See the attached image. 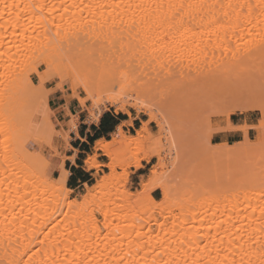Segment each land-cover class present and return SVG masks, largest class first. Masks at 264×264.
<instances>
[{"label":"bare ground","instance_id":"bare-ground-1","mask_svg":"<svg viewBox=\"0 0 264 264\" xmlns=\"http://www.w3.org/2000/svg\"><path fill=\"white\" fill-rule=\"evenodd\" d=\"M170 4L176 6L183 4L184 8L182 10L178 7L169 8ZM189 5L196 7H188ZM93 34L97 35L93 40L95 44L116 47L117 54L114 53L116 56L112 58L110 64H114L116 69L127 67L117 73H134L140 70L137 65L140 64L145 68L152 61L159 66L171 67L168 72L172 73L175 68L184 67V62L190 57L200 59L214 56L217 51L247 39L251 42L256 40L253 41L254 46L250 51L253 59L264 60V0H0V73L5 75L13 73L7 76L9 79L5 80L4 84L0 85V139L4 136L2 138L4 142L0 140V207L6 202L10 207L22 204L24 206L19 205L21 208L27 206L28 210L34 208L33 210L39 215V219L33 222L35 228L27 232L30 241L32 236L41 235L39 236L44 256L41 257V252H38L40 249H37L36 252L40 255L37 264H93L94 262L100 264L105 257H109L110 262L108 263L107 259L103 264H121L123 258L129 260L130 256L135 264H262L264 262V179L255 181L250 174L237 176L233 190L228 194L225 193L226 190L202 183L196 189L199 197L195 201L194 192L191 190L184 189L176 193L171 180H180L182 184L184 177H178L181 174L175 172L178 175L173 174L169 178H164L161 170H165L168 165L161 150L147 149L144 146L146 141L155 138L148 128L150 121L144 122L136 134L124 132L123 126L120 125L112 134V140L97 141L96 150L98 142L110 146L111 156L105 155L103 146L99 150L109 158V162L105 165L112 172L103 176L102 180L92 188L88 186L89 191L81 202L78 199H69L71 189L67 186V180L61 184L60 177L56 182H52L46 175H42L43 165L45 169L48 165L42 163L41 169L37 162H41L42 156H36L37 161L33 152L31 154L27 148L30 140L38 141V137L28 131L29 124L35 122L37 118L32 109L35 107L37 95L31 91L33 81L29 75L31 72L39 73L38 64L51 67L58 63L62 65L66 59L72 61L77 57L86 59L85 56L81 57L84 54L91 57L94 46L91 45L90 39ZM85 38L89 41H85ZM84 42L86 45L90 44L84 48L86 52L82 51L81 47ZM146 46L151 48L149 52H145ZM81 52L83 54L80 55ZM146 54L151 55L147 59L150 60L149 62L144 59ZM236 59L237 57L232 62L235 63ZM64 64L67 66L66 63ZM228 66L226 72L236 68L232 65ZM58 68L56 67L55 70ZM70 69L72 67H68L66 72H63L61 68L58 73L69 76ZM220 72L197 76L193 81L211 89L221 81L223 75H226ZM84 79L97 97V93L103 90L102 84L87 77ZM137 93L131 94L134 106L138 104ZM98 100L97 111L105 101H108L115 105L118 111L129 113L127 107L129 103L123 98L122 93L108 95L105 100L102 98ZM248 108L249 106H242L241 109ZM260 109H262L261 105ZM98 112L102 116L103 112ZM162 117L165 123L164 125L159 123L161 131L167 134L169 141L171 139L178 154L176 162L172 165L184 162L183 152L179 151V141L176 137V122L165 115ZM156 118V115H152L151 120ZM6 135L10 137L7 141H5ZM245 138L246 147L258 145V143H249L248 131L245 132ZM48 141L52 144L53 137ZM134 147L137 151L133 152L130 159L123 160L122 156L125 154L122 151ZM227 152L234 153L235 150L229 148ZM251 152V149L244 151L246 154ZM155 157L158 160L151 169L148 180L142 182L140 192H130L126 190L124 184V189L114 198L110 187L115 180L124 176L118 174L117 169L123 168L124 171L130 167L140 169L143 161L151 162ZM36 167L42 172L40 173ZM104 177L108 179L105 180ZM127 177L128 175L124 177L125 181ZM3 185L9 186V197L6 199L1 192ZM158 189L163 193L161 200L153 196V192ZM27 193H30L32 198ZM6 194L8 195V192ZM22 194L30 198L24 200L25 196L23 197ZM100 195L102 196L99 197ZM117 199L126 203L121 205H127L123 208L128 207L132 212H139L137 215L139 219L126 226L123 225L125 223L122 222L121 217L124 218V214L122 213V216V210L120 214L117 213L119 210L116 211L119 205ZM61 201L64 202L65 210L60 212L61 217H58ZM94 202L96 207L90 209ZM194 204L199 207L196 208ZM192 207H195L196 211ZM200 207L203 209L201 208V213L200 210L198 213ZM175 209L179 210L177 214ZM76 211L85 216L86 223L79 228H76V224L71 226L67 223V229L62 226L63 231L58 230L60 224ZM2 212L3 208H0V213ZM97 212L103 216L102 220L97 218ZM125 216L127 218L129 215L125 214ZM187 216L194 218L192 222L195 221L197 224H188ZM160 217L163 219L160 220ZM102 225L106 229L105 234ZM152 225L157 226L152 229ZM199 228L203 229L201 233ZM116 231L123 235L117 238ZM77 232L82 235H90L89 232H92L96 237L93 247L95 244L105 245L103 241L110 240L111 235L114 238L109 241L110 247L106 244L109 247L106 253L97 254L99 250L95 249L97 252L95 257L92 254L88 255L89 253L84 252V249L79 252L77 251L79 248L74 250L76 246L74 248L72 241ZM133 234L142 236L141 238L146 240L134 244L129 238ZM125 238L129 240H126L127 243H124ZM30 241L23 249L22 255L30 248L29 246L32 247ZM101 241L102 243H99ZM123 244H127V247ZM160 244H166V247L161 248ZM87 249L88 247L85 250ZM161 255L164 256L163 259L160 258L163 257ZM27 257L26 264H31L33 255L28 254ZM14 262L10 263L14 264Z\"/></svg>","mask_w":264,"mask_h":264},{"label":"rangeland","instance_id":"rangeland-1","mask_svg":"<svg viewBox=\"0 0 264 264\" xmlns=\"http://www.w3.org/2000/svg\"><path fill=\"white\" fill-rule=\"evenodd\" d=\"M70 31L73 32L71 29ZM65 33H67V31ZM93 35H91L92 36L91 39L90 37H88L90 41H92L90 42L91 45L94 46V49L91 46L92 49L94 50V51L92 50L93 52H91V57H88L85 54L81 55L83 54L81 52L80 53L81 57L85 56L86 59H83L84 57L81 59L77 57L75 59L79 62H76V60L73 61L69 59L65 60L64 58L63 59L65 60L64 63H66L67 66H64L65 64L63 62L62 65L59 64L58 61L57 63L59 65L54 64L51 67H47L46 64L43 65L38 64V72L43 73L46 71H50L53 73H58L59 71H61L60 70L61 68L63 72L64 71L66 72L68 67L69 68L72 67V69H70L69 71L70 73L69 76L66 75L67 77H69V79H71L78 73L83 78L87 77L90 80L91 79L96 80L95 82L99 81V83L102 84L101 86H103L102 88L103 90H100V92L97 93L98 99L102 98L105 100V98L108 95H118L119 93H122L123 98L127 100V102L129 103L127 106L129 113L127 114L140 115L144 120L142 122V125L144 122L150 121L148 124V128L151 130V133L154 135L155 138L150 141H146L144 146L147 149L154 148L161 150L163 157L166 159L165 162L168 165L165 168V170H161L163 174L162 176L164 178H169L170 175L173 176V174L175 175L181 174L178 175V177L181 176L184 177V179L182 178V180H184L182 181L184 184L183 183L181 184V182H179L180 180L179 181L176 179L171 180V184L174 185L176 193H180L182 192L181 190L184 189L191 190L194 192L193 200L195 201L197 200L196 198L199 197V195L197 194L198 190L196 191V189L202 183L207 184L211 187L216 186L217 188H220L221 190L224 191L226 190L225 193L228 194L233 190V185H234L233 183L236 182L237 176L239 177V176H243L244 174L246 175L250 174L255 178V181L256 180L262 181L264 179V147H262V143H264V131H262V129L259 128L262 121H264V110L260 109V105L264 104V60L257 59L255 61L252 57V52L250 51H252L251 47L254 46L252 45V43L254 44L253 41L256 40H252V42L248 39L243 40V42L241 41L238 44H233L226 49L223 48L224 51L223 49L217 51L216 52L217 54L214 53V56L210 55L207 56L206 58H200V59L197 57H190L191 59L189 58L184 62L183 64L184 67L180 66L179 68H175L174 72L171 71L172 73L168 72L171 69V67L167 68V66L165 67L163 65L159 66L153 63L152 61L150 63L151 65L148 64L145 68H143L142 65L140 64L137 65L140 68L139 71H135L134 73H123L124 75H122V73H117V72H119L120 70H125L127 69V67L116 69L114 64H110L111 63L110 61L113 60L112 58L116 56L115 54H117L116 47L114 48L112 46L105 47L102 46L100 43L95 44L96 42H94L93 40H95V37H97V35L94 36ZM86 40L88 39L85 38V41ZM82 45H81L82 51L85 50L84 52H86V49L84 48H86L90 44L86 45L84 42ZM103 47H105L106 49ZM107 48L109 52L107 51ZM112 48L113 50L111 52ZM150 49L151 48L149 46H146L145 52H149L148 50ZM79 50L81 51V49ZM109 53L111 54V56H109ZM104 55H106L107 57ZM149 57H151V55L148 54L145 55L144 59L146 60V62L150 61L147 60ZM236 57L237 59L234 61L235 63H233L232 61ZM228 60L230 61L228 62ZM226 65L227 66L232 65L233 67L236 68L232 67L233 68L232 71L226 72V69H229V66L226 67ZM137 66L136 69L138 70ZM56 67H59L58 70H55ZM145 71L148 72L146 73ZM220 71H222V73L223 72L226 73V75L225 76L223 75L221 81L211 89L204 88L203 85L195 84L193 81L195 78H197V76H202L207 73H221ZM104 72H106V74ZM10 74L12 75L13 73H7L6 75L4 73L3 74L0 73V75L2 76V77L0 76V85L4 84L7 81V79H9V77L7 76H11ZM102 76H104V78ZM29 77L33 81V85L39 82L40 78L37 75V72H31ZM103 81L106 82L104 83ZM47 83H50V81H46V84ZM31 91L33 93H36V91H34L33 89ZM135 92H138L137 93L138 104L136 106L132 105L134 100L131 99V94ZM36 95L35 96L37 101L35 103V107H33L32 109L37 118L35 122L32 121V123L29 124L28 131L31 135L38 137V141L33 142V140H30L27 148L29 149V152L31 154L33 152V155L35 157L42 156L40 159L41 162H37V163L38 165L40 164L39 167L41 169L44 167V171L42 172V170H40V168L37 169V167L36 169L40 170V173L42 172V175H46V177L50 179V181L56 182L59 178L57 177L58 169L53 168L52 170H49V167L45 169V166L42 163L48 165V163L46 162H51L56 158L55 150H57L56 149L57 145L60 143V140L57 137V133L63 131L64 133H68V135L70 136L72 133H69L68 125L65 123L64 117L57 116L55 114L56 110L51 107L50 103L48 104V108L50 109V111L47 115L45 114V108L39 102L37 93ZM139 106H142V108H139ZM242 106H249V108L247 110H242L241 109ZM101 109L103 110L102 111L103 113L109 110L122 112V111H118L117 107L115 105H112L108 101H105L104 104L101 105L100 110ZM73 115H76V113L74 112ZM152 115H156L157 118L155 120H151ZM164 115L166 117H169L170 119H173L174 122H176V137L179 141V147L181 148V149L179 148V151L183 152L182 161L185 162V163L180 162L181 166L180 163L179 164L176 163L175 165H172L173 162H176L175 160H177L178 154H176L177 152L174 150L175 149L173 146L174 144L172 143L171 139L169 138L170 139L169 141L167 139V134H165L164 132L162 133L161 131V126L159 125V123H162L164 125L165 119L164 117H162ZM30 125L32 126L31 128ZM221 130L240 131L242 133V135H240L238 138L240 141L231 142V143L228 142L218 143L220 141V138L215 137V134ZM246 131H248L249 143L250 144L258 143L257 146H249V147L245 146ZM136 132L137 130L133 131V133L130 132H126V133L136 134ZM160 135L161 137H159ZM3 137L4 136H1L0 139L1 141H3L2 139ZM52 137H53V141L51 144L49 143L48 140L51 139ZM112 139H113V135L110 136V140ZM229 148L234 149L235 152L234 153L227 152ZM248 149L252 150L251 154L244 153V151ZM134 151L135 152L137 151L135 147L131 149L123 150L122 152L125 155L122 156V159L123 160L127 158L130 159ZM95 156L97 157V161L102 164L100 166V169L104 168V171H102V175H98L100 177L99 180L95 179L93 181L94 185H92L91 188L95 186V184H97L100 180H102L103 176L112 172V170L105 165L109 162V158L103 154V151L95 149ZM157 160L158 158L155 157L151 160V162L143 161V166L140 168L143 174L140 176L137 175V171L140 169L137 170L135 167H130L126 171H124L123 168H118L116 172L118 174H123L124 176H122L121 179L115 180L114 184L110 187L111 188L110 191H113L112 193L114 198L117 197L119 193H121L120 190L122 191L124 189L123 186L124 184L126 190H129L130 192H135V191L137 193L140 192V190L142 189V182L148 180V178L150 177L151 169L156 164ZM37 163L35 166H37ZM41 165H43V167ZM182 165L184 166L183 168ZM175 172H177L178 174H176ZM127 175H128L127 181H125L124 177ZM19 191L22 192L21 188H19ZM88 191L89 188L87 187L83 191L82 195H78L76 197L73 191H70L69 199L71 200L78 199V201L81 202L83 200V196H85L88 193ZM1 192L4 194L3 196L5 199L8 198L10 192L9 186L3 185L1 188ZM7 192L8 195L6 194ZM105 192L107 193V189ZM158 192H159L158 195H155L153 192V196L158 200H161L163 198L162 190L158 189ZM29 196L32 198L31 194ZM101 196L102 195H100L99 197ZM24 198H25L24 200L28 199L26 196ZM98 200H96V202H98ZM117 200H118L117 203L119 202L118 204L120 206L118 205L116 211L119 210L117 211V213L120 214L121 212L120 210H122L121 214L122 213L124 214V218L121 217V220H123L122 222L125 223L123 225L126 226V224H131L134 220L137 221L136 219H139L137 216L139 215V212L137 213L132 212L131 209L128 207L123 208L126 207L127 205L125 206H121V205L126 203L122 202L121 200L119 201V199ZM96 202H94L95 204L92 203L93 205H91L90 209L96 207L95 206ZM6 203L0 207L3 208V212L0 213V264H11L10 263L11 261H15L14 264H26L27 259L29 257V256L27 257L28 254L33 255L31 264L32 263L35 264V262L37 264L39 260L38 258H40L39 253L36 252L37 249H40L38 252H41L40 253L41 257L44 256L43 255L44 251L41 250L42 247L40 242L41 235L39 234L40 235L39 236L37 234L39 237L37 235L32 236L33 238L31 242L30 241L31 238L28 239L29 236L27 237V232L31 228H35L33 222L39 219V215L36 214L37 212H35V210H33L34 208H31L32 210L31 209L28 210V206L21 208V206H24L22 204H18L16 206L10 207V205L8 206ZM194 206L197 208L198 205L194 204ZM195 207H192L194 211H196ZM203 207L198 208L197 212L201 208L203 209ZM58 209H60V211L58 210L59 215L57 213V216L61 217V213L65 210L63 201L60 202ZM174 211L175 214L179 212L178 209H175ZM24 212L25 213L27 212V214L28 213L29 214L27 215ZM78 214L79 212L76 211V213L72 214L69 218L67 217L68 219L62 222L63 224L62 223L60 224L58 230L63 231V228L67 229L68 228L66 227L67 223H70L71 226L73 224H76L77 225L76 228L81 227L82 224L84 225L86 223L85 216H83V214H79L78 216ZM96 214L99 220L103 219V216L99 212H97ZM125 214L129 215L127 217L128 219L126 218ZM132 216L134 217L133 220H132L133 218ZM190 216H187L188 218H186L188 224L196 225L197 223L195 221L192 222L194 218H191L192 216L191 217ZM162 219L163 218L160 217V220ZM75 221L78 224L75 223ZM153 226L155 227L153 228ZM156 226L157 225H152V229H155ZM199 229H200L199 233H201L203 229L202 228ZM102 231L104 232L103 234L106 233V229L105 227H103V225H102ZM89 233H91L92 235L91 234L82 235L78 233L76 236H74L75 239L73 238L72 241V245L74 246V248L76 246L74 250L79 248L77 250L79 252V250L84 249L83 251L84 252L87 251V253H89L88 255L92 254L95 257L97 254L106 253V250L110 247L109 241H112L114 236L111 235L109 237L110 240L103 241L109 247L106 246V244L103 245L102 241L99 242L102 244H98V245L95 244V246L93 247L96 237L92 232ZM121 234L122 233H120L119 231H116L117 238L123 235ZM135 234H133L132 237H129L131 239L130 242L137 243L140 240L142 241L146 240L145 238H141L142 236L140 237ZM90 236L91 238H89ZM135 236H137V238ZM26 237L27 240H25ZM33 239H35L34 240L35 242L33 241ZM126 240H128V238H125L124 243H127ZM29 241L32 244V247L31 246L29 247L32 249L30 250V248H28L29 250L27 249L26 252L28 253L29 251V253L27 254L25 252L24 255H22L21 253H23L24 251L23 249L27 247ZM123 245L127 247L126 246L127 244H123ZM160 246L161 248L162 247L165 248L166 244L163 245L160 244L159 247ZM85 247L86 248L88 247V249L85 250L86 249ZM103 247L105 250H103ZM95 249L96 251L99 250L98 253L95 252ZM92 250L94 251L95 254L92 253L93 252ZM34 253L38 254V256H34L36 255ZM108 258L109 257H105V259H102L101 261L104 263V261L107 260ZM160 258L163 259L164 256ZM107 261L108 263L110 262L109 259ZM133 261L134 260L130 256L129 260L128 258H123L121 264H125V263L135 264V262Z\"/></svg>","mask_w":264,"mask_h":264},{"label":"snow or ice","instance_id":"snow-or-ice-1","mask_svg":"<svg viewBox=\"0 0 264 264\" xmlns=\"http://www.w3.org/2000/svg\"><path fill=\"white\" fill-rule=\"evenodd\" d=\"M173 7H178L182 10L184 5H169V8ZM188 7H196V5H189ZM37 75L40 79L38 83L33 85V89L38 94L39 102L45 108V114L47 115L50 111L48 108V104L50 103L51 107L56 110L55 114L64 117L65 123L68 125L69 133L75 135L78 123L80 122H83L85 125L99 122L103 126L105 122L101 120L100 112L97 111L99 100L92 89L89 88L87 80L78 73L71 79L63 73H53L50 71L37 73ZM122 75L124 74L122 73ZM46 81H50V83L46 84ZM81 84L83 85L82 88L80 87ZM261 108L264 110V104L261 105ZM100 111L103 110L101 109ZM74 112L76 115H73ZM261 129L264 131V121H262ZM57 137L60 143L57 145V150H55L56 158L46 163H48L49 170L53 168L58 169L60 176L59 182L61 184L65 180L74 181L77 176H80L82 179H87V176L80 171L81 165L85 173L90 170L97 172L100 170V164L95 154L88 155L83 160L78 157L76 150L70 142L72 136L61 131L57 133ZM9 138L6 135L5 141ZM101 146L104 147L105 155L111 156V152L109 151L110 146L106 143L98 142L97 150ZM262 147H264V143H262ZM97 179L99 180L100 177L97 176ZM104 179L106 180L108 177H104Z\"/></svg>","mask_w":264,"mask_h":264},{"label":"crops","instance_id":"crops-1","mask_svg":"<svg viewBox=\"0 0 264 264\" xmlns=\"http://www.w3.org/2000/svg\"><path fill=\"white\" fill-rule=\"evenodd\" d=\"M101 120L105 122L103 126H101V123L99 122L88 125L80 122L77 127L76 134H71L72 147L76 150L78 157L81 158V160L86 159L88 155L95 154V146L97 141L101 139L110 140V136L118 130L120 125L123 126V130L125 132L133 133V131L138 130L142 126V122L144 121L140 115H129L125 112H116L114 110L105 111L101 116ZM128 121H132V124L128 123ZM240 135H242L240 131L221 130L215 134V137L220 138L218 143H231L240 141L238 139ZM80 171L87 176V179H82L80 176H77L74 181L67 180V186L69 189H71V191H73L75 197L82 195L83 191L88 186L91 187L94 185L93 181L97 179L98 175H102L104 168H101L98 172L95 170H90L85 173L83 166L81 165ZM142 174L143 173L141 169L137 171V175L140 176ZM57 177H60L59 171ZM158 193V190L154 191L155 195H158Z\"/></svg>","mask_w":264,"mask_h":264}]
</instances>
